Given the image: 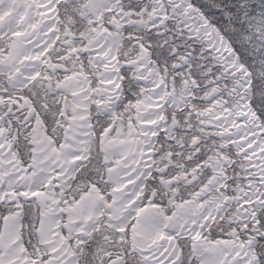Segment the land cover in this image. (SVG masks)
I'll return each instance as SVG.
<instances>
[{"label":"snow or ice","instance_id":"obj_1","mask_svg":"<svg viewBox=\"0 0 264 264\" xmlns=\"http://www.w3.org/2000/svg\"><path fill=\"white\" fill-rule=\"evenodd\" d=\"M0 264H264V0H0Z\"/></svg>","mask_w":264,"mask_h":264}]
</instances>
